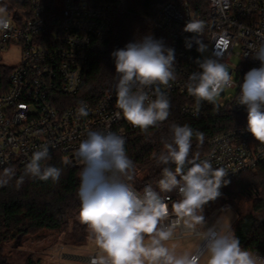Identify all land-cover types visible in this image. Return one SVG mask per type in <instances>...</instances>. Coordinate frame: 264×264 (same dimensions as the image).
<instances>
[{
  "label": "clouds",
  "instance_id": "9594fccd",
  "mask_svg": "<svg viewBox=\"0 0 264 264\" xmlns=\"http://www.w3.org/2000/svg\"><path fill=\"white\" fill-rule=\"evenodd\" d=\"M4 11L0 8V30L9 27ZM203 27L201 21L191 20L184 31L200 35ZM249 47L260 67L244 75L236 99L247 110L246 130L264 144V41ZM197 51L203 53L206 46L200 44ZM111 57L117 77V117L122 114L128 123L145 132L166 121L171 104L161 87H170L176 79L175 49L166 46L163 39L146 34L114 50ZM196 63L200 71L191 73L186 84L188 94L195 99L194 114L199 113L203 102L219 107L217 98L233 81L219 58L205 57ZM87 115V105L81 101L78 116ZM170 131L171 141H163V150L155 157L158 165H164L161 178L156 188L146 184L142 190L134 186L135 165L127 155L123 136L90 129L80 141L75 150L80 165L78 220L98 250L91 264H264L258 252L241 246L231 228L219 220L207 226L205 206L219 198L220 189L230 181L225 179L228 172L214 168L210 160L190 158L193 136L203 143V133L175 123ZM50 158L47 144L33 152L16 180L17 189L25 177L58 183L63 169L43 164ZM169 165H174V170ZM15 176L14 168H4L0 186L8 185ZM173 192L179 198L170 213L167 201ZM181 226L194 246L178 252L170 242Z\"/></svg>",
  "mask_w": 264,
  "mask_h": 264
},
{
  "label": "built area",
  "instance_id": "2783aa9c",
  "mask_svg": "<svg viewBox=\"0 0 264 264\" xmlns=\"http://www.w3.org/2000/svg\"><path fill=\"white\" fill-rule=\"evenodd\" d=\"M27 5L29 9L20 5L11 11L9 27L0 30V168L12 163L25 166L32 153L47 144L50 157L59 154L66 165L80 171L75 150L90 129L123 137L140 130L122 114L117 117L116 89L95 105L83 101L88 115L78 116L80 102L75 98L83 88L90 50L95 42L111 35L115 7H95L88 0H29ZM191 20L203 23L200 35L184 31ZM155 24L169 37L176 57V79L161 90L168 98H183V117L197 118L216 107L203 102L194 114L195 99L187 92L188 76L200 71L197 59L206 57L197 51L200 44L209 48V57L225 64L233 78L232 86L219 96L217 108L242 117V124L213 136L208 153L199 161L208 159L214 168L225 169L229 181L256 171L264 164V144L246 130L247 110L236 98L244 75L260 67L249 46L264 41V0H208L205 13H196L187 2L179 5L171 0ZM15 48L20 49V59L10 64L5 57ZM236 56L242 62L235 67L232 60ZM140 176L134 180L138 190L152 184ZM168 195L172 213V204L179 197L176 192ZM186 238L188 232L181 226L175 239ZM96 253L79 259L91 264Z\"/></svg>",
  "mask_w": 264,
  "mask_h": 264
},
{
  "label": "trees",
  "instance_id": "16d2710c",
  "mask_svg": "<svg viewBox=\"0 0 264 264\" xmlns=\"http://www.w3.org/2000/svg\"><path fill=\"white\" fill-rule=\"evenodd\" d=\"M92 6H114V27L105 41H97L90 50V59L84 73L83 88L76 96L77 102L85 101L97 104L106 94L114 91L117 83L115 63L111 57L114 50L124 48L129 42L151 34L155 39H163L169 47V37L155 24L161 18L163 7L171 0H88ZM29 0H0V8L10 12L27 5ZM180 5L187 2L196 13H205L208 0H177ZM170 100V115L165 123L151 127L146 132H130L125 138V149L135 165V179L140 177L156 187L161 178L164 165H158L155 157L163 150V141H171L170 126L175 123L187 124L193 132L204 135L203 143L196 136L192 139L190 158L199 159L208 153L209 140L227 129L242 124V117L212 107L197 118L183 117L180 112L183 98L173 96ZM43 164L63 169L58 183L51 180L41 181L25 177L24 183L17 189L16 180L24 173L25 166L12 163L7 167L15 169L16 176L5 186H0V264H11L5 252V245L42 231L62 233L78 216L80 171L66 165L61 155H52ZM173 170L174 165H169ZM4 168H0V173ZM186 170V169H185ZM264 164L256 171L246 172L224 186L222 195L242 194L254 202L253 212L240 217L234 226V232L241 246L250 251L264 254ZM215 200V201H216ZM214 201L204 209L208 210ZM85 225L74 223V236L77 242H85L88 235Z\"/></svg>",
  "mask_w": 264,
  "mask_h": 264
},
{
  "label": "rangeland",
  "instance_id": "374dc122",
  "mask_svg": "<svg viewBox=\"0 0 264 264\" xmlns=\"http://www.w3.org/2000/svg\"><path fill=\"white\" fill-rule=\"evenodd\" d=\"M3 9L6 18H9L10 11ZM20 53V49L15 48L5 57V61L10 64L18 63ZM203 54L209 57V48L206 47ZM241 62L237 56L232 60L235 67L241 65ZM233 196L225 195L210 205L204 213L207 226H212L219 220L225 227L234 230L235 223L240 217L253 212L254 202L252 200L242 194L236 195L235 198ZM261 196H264V191H262ZM75 222L81 224L78 216L71 222L70 227L62 233L45 230L6 244L5 252L9 255L11 264H87L79 258L87 257L98 250L89 234L85 242L76 241L74 236ZM170 243L176 246L178 252L190 250L194 246V241L190 237L183 240L174 239Z\"/></svg>",
  "mask_w": 264,
  "mask_h": 264
}]
</instances>
